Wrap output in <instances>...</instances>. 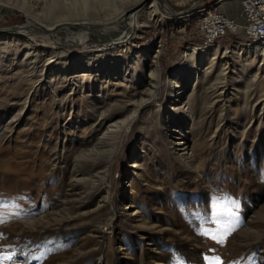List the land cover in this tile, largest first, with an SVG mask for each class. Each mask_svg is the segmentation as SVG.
<instances>
[{
    "label": "rangeland",
    "instance_id": "obj_1",
    "mask_svg": "<svg viewBox=\"0 0 264 264\" xmlns=\"http://www.w3.org/2000/svg\"><path fill=\"white\" fill-rule=\"evenodd\" d=\"M198 1L92 64L129 0H0V29L37 30L0 34V264H264V56L228 35L191 58Z\"/></svg>",
    "mask_w": 264,
    "mask_h": 264
},
{
    "label": "bare ground",
    "instance_id": "obj_2",
    "mask_svg": "<svg viewBox=\"0 0 264 264\" xmlns=\"http://www.w3.org/2000/svg\"><path fill=\"white\" fill-rule=\"evenodd\" d=\"M136 0H129V2L124 5L121 9V12L117 15V17H115L114 19L111 20V22H118V23H125V25L123 26L124 29L121 30L120 32H116L115 34H112L110 36V38H108L107 40H104V41H101L102 43L99 44V46L97 45V47H94L92 49H84L83 51H79L78 52V55H80L81 58H83L84 56L87 57L88 61H90L91 63L92 62H97V60H100L102 58H104L107 54L109 53H113L115 51H118L119 49H126V51H128L130 48H131V45L133 44L134 40H135V34L136 32H138L140 26H148V23L150 22H153L155 24H158V25H162V21L164 20V18L166 17V14L158 7V4L161 3L162 6L164 7V9L167 11V8H171L169 6L168 3H163L164 0H140L141 3L137 4V1L135 2ZM25 2V1H24ZM14 4V3H13ZM20 5V3H18ZM21 6V5H20ZM27 7V6H26ZM167 7V8H166ZM34 8V7H33ZM172 9V8H171ZM198 8H194L193 10H196ZM190 10V9H189ZM25 12H27L28 14V9L27 10H24ZM196 13V12H195ZM179 15V14H178ZM182 15V14H181ZM29 16V14H28ZM28 20V19H27ZM29 24H30V21H28ZM27 22V23H28ZM55 22V21H54ZM58 22V21H57ZM62 23V22H61ZM64 23V22H63ZM28 24V25H29ZM34 24V22H33ZM37 24V23H36ZM67 24V23H66ZM73 24V23H72ZM27 25V24H26ZM62 25V24H61ZM60 24H54V26L51 24L52 29L55 31H60L59 28H61ZM71 25V24H70ZM80 25V24H79ZM40 26V25H39ZM65 26V24H64ZM68 26V24H67ZM77 26V25H76ZM81 26H83L81 24ZM47 27V26H46ZM69 27V26H68ZM67 27V28H68ZM72 27V26H71ZM85 27H89L88 24H86ZM50 28V26H49ZM66 26L64 27L63 30L67 29ZM62 29V28H61ZM51 30V29H50ZM85 30V29H84ZM91 30V29H90ZM93 30V29H92ZM47 31V30H46ZM66 31V30H65ZM94 31V30H93ZM89 32V30H88ZM88 32L86 31H83L81 32V35L80 36H76V35H72V36H69L68 33H71V32H66L65 35H64V39H65V42H69V43H76V44H87V39L89 37V34ZM78 34L80 32H77ZM90 33V32H89ZM98 33V32H97ZM24 34V33H23ZM27 34V33H26ZM51 34V33H50ZM52 34H54L52 32ZM63 34V33H62ZM58 35V34H57ZM83 35V38H81ZM53 36H56V35H53ZM107 36V35H106ZM106 36H103V37H106ZM58 37V36H57ZM45 38V37H44ZM56 39V37H54ZM7 39V38H6ZM28 39V38H27ZM58 39V38H57ZM34 40V39H32ZM46 40V39H45ZM96 40V39H95ZM100 40V38L98 39ZM102 40V39H101ZM28 41V40H27ZM53 41V40H52ZM58 41V40H57ZM91 41V39H90ZM93 42V41H92ZM54 43V42H53ZM237 44H240V43H237ZM236 45V44H235ZM245 45V44H244ZM30 46V45H29ZM35 46V45H34ZM38 46H41V45H38ZM69 46V45H68ZM258 47L254 50V48H252L253 46H250L249 47L251 49H253L252 51H255L256 54L258 53L260 56H264V43H261L259 45H257ZM52 47V46H51ZM63 47V46H62ZM222 47V46H221ZM29 48V47H28ZM33 49V48H32ZM48 46H45L43 47V49H40V50H43L42 52H44V50H47L48 51ZM55 49V48H54ZM59 49V48H58ZM234 49V48H233ZM39 50V51H40ZM65 50V49H64ZM38 51V50H37ZM54 51V50H53ZM59 51V50H58ZM63 51V50H62ZM190 56L191 58H193L195 55H198V56H201L200 58H204L206 56H209V55H217L220 51H221V48L216 45V44H208L206 46H195L193 48H191L190 50ZM46 52V51H45ZM101 52V53H99ZM34 53V52H33ZM62 53V52H61ZM67 53V51H66ZM52 54V52H51ZM68 54L69 56L71 55L73 57L74 52H71V51H68ZM236 54V53H235ZM221 55V54H220ZM220 55H217V58H219V60H223L226 58V56H220ZM40 57V55H39ZM54 57H57L59 59H61V55L58 53V54H52V56H50L49 58L46 59V63L45 65L40 69V72H42L41 74L39 73V75L43 76V74L45 73L46 70H49V71H52V68L51 67H47V65L51 62H53L54 60H56ZM77 57V56H76ZM54 58V59H53ZM134 58V57H133ZM85 59V58H84ZM106 59V57H105ZM60 62V61H59ZM107 62V60H105V63ZM63 63V62H62ZM93 64V63H92ZM56 65V64H55ZM68 66V65H67ZM78 67V66H77ZM101 71L100 69L96 70V67L93 66H90V67H87V69H82V70H74L72 71L70 69H68V71L66 70H63L64 72H62V69L59 70V74L60 73H64L63 75H65V73H67L66 75H70L71 74H75V75H72V77H67L68 80H72L74 82H79L83 88L84 86V82L85 80L87 79V77L89 78L88 80L91 79V77H93V73L95 72L94 71ZM130 68H127V69H124L123 70V76L126 77L127 73L130 72L129 71ZM53 72V71H52ZM78 74H76V73ZM47 73V72H46ZM88 73V74H87ZM132 73V72H131ZM50 74V73H49ZM130 74V73H129ZM54 75V73H53ZM65 75V76H66ZM134 74L132 73V76ZM87 76V77H86ZM107 77H110V74L107 75ZM66 78V77H65ZM40 79V78H39ZM42 80V79H41ZM92 80V79H91ZM38 81V80H37ZM65 91V90H64ZM171 92H176L174 87H172L171 89ZM180 92V91H179ZM179 92L177 94H179ZM134 93V92H133ZM137 93V92H136ZM126 94V92H125ZM135 94V93H134ZM63 95V93H62ZM124 95V94H123ZM129 95V94H128ZM127 96V94H126ZM60 97V96H59ZM131 97V96H130ZM122 98V97H121ZM121 98H119L121 100ZM130 99V98H129ZM139 99V98H138ZM174 99H177L176 97ZM28 100V99H27ZM62 102L64 101V99H60ZM124 102V101H123ZM137 103V101H136ZM173 107H175L176 105V102H173ZM62 106V105H61ZM177 106V105H176ZM65 107H67L65 105ZM64 107V109H65ZM61 109V108H60ZM63 109V108H62ZM66 110V109H65ZM135 112H138V110H136ZM117 113V112H116ZM119 113V112H118ZM119 115V114H118ZM103 116V115H102ZM112 116V115H111ZM107 118V117H106ZM110 118V116H109ZM114 119V118H113ZM128 119V118H127ZM100 120V119H98ZM111 120V119H110ZM125 121V119L123 120V122ZM102 121H100L101 123ZM115 122V121H114ZM122 122V123H123ZM127 122V121H126ZM121 122H119V120L117 121V124H119Z\"/></svg>",
    "mask_w": 264,
    "mask_h": 264
},
{
    "label": "built area",
    "instance_id": "obj_3",
    "mask_svg": "<svg viewBox=\"0 0 264 264\" xmlns=\"http://www.w3.org/2000/svg\"><path fill=\"white\" fill-rule=\"evenodd\" d=\"M226 3L233 5L225 7ZM236 6H239V20L227 12V9L235 12ZM187 15H195L198 19L194 40L221 46L228 35H234L235 44L251 45L254 50L257 45L264 43V0H213L205 8H198L196 13Z\"/></svg>",
    "mask_w": 264,
    "mask_h": 264
},
{
    "label": "water",
    "instance_id": "obj_4",
    "mask_svg": "<svg viewBox=\"0 0 264 264\" xmlns=\"http://www.w3.org/2000/svg\"><path fill=\"white\" fill-rule=\"evenodd\" d=\"M203 1H205V0H199L196 4H195V6L196 5H198V4H200L201 2H203ZM189 11V9L188 10H183V11H180L179 13H181V14H183V16H186L187 15V12ZM173 13L174 14H176V15H178L179 13H178V11H174L173 10ZM179 16V15H178ZM182 16V15H181ZM121 24V27L122 26H124L125 25V23H120ZM41 27V26H40ZM32 31V30H36L35 28H31L30 26H28V25H18V26H15V27H9V28H1L0 29V34L2 33H5V32H8V34H11V33H9V32H13V31H18L19 33H22V32H24V34H26L28 31ZM46 30V28H40V31H45ZM37 31V30H36ZM23 34V35H24ZM179 67V66H178ZM177 67V68H178ZM173 71V70H172ZM172 71H171V73H172ZM171 73H170V75H171ZM189 89H190V87H189V84H188V86H187Z\"/></svg>",
    "mask_w": 264,
    "mask_h": 264
}]
</instances>
